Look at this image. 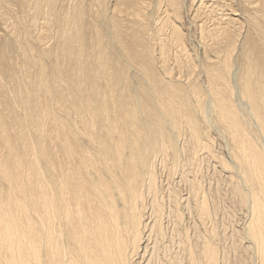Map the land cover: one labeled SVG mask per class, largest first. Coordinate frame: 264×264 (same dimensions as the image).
Listing matches in <instances>:
<instances>
[{
	"label": "bare ground",
	"instance_id": "obj_1",
	"mask_svg": "<svg viewBox=\"0 0 264 264\" xmlns=\"http://www.w3.org/2000/svg\"><path fill=\"white\" fill-rule=\"evenodd\" d=\"M54 2L35 6L58 23L53 59H42L45 49L23 52L21 70L34 72L33 86L16 65L10 85L0 78V264H229L208 226L210 183L200 178L209 157L247 214L242 237L252 264H264V28L254 27L256 44L244 36L238 53L237 97L253 131L228 78L239 32L218 25L208 32L200 84L184 51L177 61L185 70L173 73L163 52L157 69L146 40L129 47L139 37L131 24H140L127 25V37L103 5L89 26L92 46L84 47L83 10L58 14ZM144 3L130 6L139 13ZM129 63L145 79L139 92L128 91ZM214 139L227 159L213 150Z\"/></svg>",
	"mask_w": 264,
	"mask_h": 264
},
{
	"label": "rangeland",
	"instance_id": "obj_2",
	"mask_svg": "<svg viewBox=\"0 0 264 264\" xmlns=\"http://www.w3.org/2000/svg\"><path fill=\"white\" fill-rule=\"evenodd\" d=\"M55 1V12L58 14L71 9L73 10L74 5H77L79 10H83V13L80 11L81 15L83 14L81 18V23H83L82 32L87 42L84 47L91 48L92 46L90 41L94 36L95 29L92 28L90 30L89 26L95 23L94 16L103 5L107 9V17L113 14L114 16L116 15L118 19L120 18V24L124 30L127 31V33H125L127 37L130 32L129 28L126 26L130 25L132 21L140 24L137 26L135 25V27L131 24V29H134L135 35L139 37L137 36L138 38L134 45L132 43L130 44V40H128L127 45H130L129 47L135 48L137 42L138 45H140V39L141 44L142 40L143 42L146 40L145 44L151 49L153 57L155 58L154 63L156 66L160 67L157 69L161 70V72L162 68L160 65H162V62L159 58L161 52L164 53L166 65L172 68L173 73H177L179 70L183 73L185 67L184 65L182 67H180V64L178 65L177 58L180 56L183 58L185 57L183 55L186 54L194 67L191 78L198 79L200 84H202V82L205 83V77L199 70L201 66L200 62H203L202 60L204 58V54H202V45L206 42L209 44L208 32L217 25L228 27V31L230 30V32H239L240 34L237 36L234 35L238 37V39L236 38L237 43L236 46H234V54H232L231 57L232 63L229 68L228 78L232 88L233 103H236L235 105L239 107L240 115L246 123L247 104H245V101H243L241 97H237L238 77L240 75L238 73L240 71V58H238V53L245 40L244 36H250L255 44L258 42L259 32L257 29L255 30L254 27L264 28V0H145L144 4L146 5L144 6L143 4V7L141 6L139 10L140 14L137 13L136 8H134V10L130 6L132 0ZM47 2L48 0H0V78L1 74H3V82H7L8 85L11 83L9 82L10 76L7 75L12 71V65H16V73L18 76H23L22 80L25 83H29L31 86L35 84L36 79L34 78V72L26 76L21 70L23 67V52H31L30 55L34 57L35 54L42 53V49H45L47 50L45 52L50 53H43L42 59L46 60V62L53 59L61 40L59 28L57 26L58 23L57 21L52 22L48 20L49 14L43 11L38 12L35 7L37 3L45 5ZM141 10L143 11L142 13L140 12ZM225 18L227 21H225ZM105 27V30H110L108 26ZM127 39L125 38L126 41ZM220 45L222 46V44ZM257 47H260V45ZM214 54L213 50L209 49V55L212 57ZM182 60L184 61V58ZM127 65L126 75L128 79L126 80V85L129 89L128 91L133 93L137 90L139 92L138 88L142 82H145V79L142 75L140 76L137 65L134 63H129ZM8 85H6V88H9ZM61 110L62 109H57V111ZM16 111L23 114V110L19 103L18 106H16ZM2 113L6 121L10 116L6 113H10V111H2ZM247 122L248 124L246 123V126L248 129L250 130L251 128L254 131L252 121L248 118ZM13 128L16 130V128L19 129L20 127L17 124ZM214 140H212L213 150H215L217 154L219 153L218 155L224 154L223 156L226 158V149H224L216 139ZM259 143L261 142L259 141ZM202 163L203 171L200 181L206 186L210 183V187L207 188V205L211 209L212 215L211 220L208 221V226L214 230L213 232L215 235L213 239L215 244H217L215 246L218 249V253L219 255H222L221 251L225 253L226 257H228L227 259L230 261L229 264H252L254 250H251L250 246H248V239L245 236L242 237V229L246 224L247 214L244 209L238 206L237 198L230 192L229 180L225 179L224 176L227 172L222 171V167L218 164V160L216 161L210 157L207 160H203ZM183 186L184 184H180V186L176 188L184 191L183 189L185 186ZM237 237L238 243H236Z\"/></svg>",
	"mask_w": 264,
	"mask_h": 264
}]
</instances>
